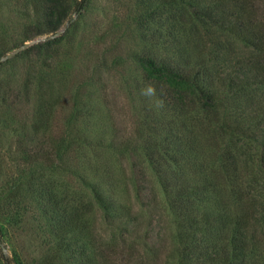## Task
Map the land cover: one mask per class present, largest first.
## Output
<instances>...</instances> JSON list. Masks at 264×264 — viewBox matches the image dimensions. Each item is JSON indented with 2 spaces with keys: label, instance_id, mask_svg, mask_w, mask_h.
Instances as JSON below:
<instances>
[{
  "label": "rangeland",
  "instance_id": "374dc122",
  "mask_svg": "<svg viewBox=\"0 0 264 264\" xmlns=\"http://www.w3.org/2000/svg\"><path fill=\"white\" fill-rule=\"evenodd\" d=\"M78 2L0 0V264L1 252L7 264H86L84 202L93 201L81 170L96 179L95 166L110 172L116 200L131 206L138 234L155 245L156 264H163L166 249L176 240L170 213L159 204V184L139 149L117 148L121 140L138 144L144 119L163 112L158 89L146 81L138 59L175 61L179 44L188 41L193 61L195 38L188 33L193 27H179V0H89L76 14ZM263 6L259 3V15H264ZM49 8L65 14L54 32L47 31ZM49 105L53 116L39 129L63 136L83 132L90 142L87 157L100 141L102 147L95 150L101 158L70 154L72 159L54 167L28 157L52 145L32 130V122L42 121L40 111ZM90 208L97 251L98 237L108 238L112 231L95 206ZM61 218L76 223L60 248L55 224ZM98 257L91 263H102Z\"/></svg>",
  "mask_w": 264,
  "mask_h": 264
},
{
  "label": "trees",
  "instance_id": "16d2710c",
  "mask_svg": "<svg viewBox=\"0 0 264 264\" xmlns=\"http://www.w3.org/2000/svg\"><path fill=\"white\" fill-rule=\"evenodd\" d=\"M88 3L79 0L74 13ZM259 3L264 0H179V27H193L188 32L195 38L193 61L188 41L179 44L175 61L138 59L144 78L158 89L163 112L144 119L138 144L121 140L117 149H139L157 179L159 204L170 213L176 240L166 249L163 264H264V15H259ZM49 9L47 31L54 32L65 14ZM24 89L28 94V81ZM51 107L40 111L42 121L32 122V130L52 145L28 157L54 167L72 159L70 154L101 158L102 152L95 150L102 147L100 141L87 157L90 142L83 132L63 136L39 129L53 116ZM65 138L67 144L58 143ZM83 170L81 178L93 201L84 202L86 264H94L96 255L100 264H156L155 245L141 239L131 206L116 200L110 172L95 166L93 179ZM91 205L112 231L108 238L98 237V253ZM75 223L57 220L60 248ZM131 225L135 228L129 229ZM1 259L7 264L2 252Z\"/></svg>",
  "mask_w": 264,
  "mask_h": 264
}]
</instances>
